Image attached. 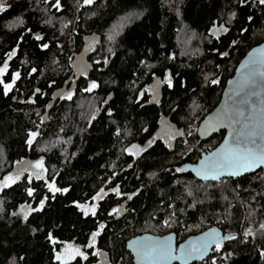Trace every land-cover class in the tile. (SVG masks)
Instances as JSON below:
<instances>
[{
	"label": "trees",
	"instance_id": "obj_1",
	"mask_svg": "<svg viewBox=\"0 0 264 264\" xmlns=\"http://www.w3.org/2000/svg\"><path fill=\"white\" fill-rule=\"evenodd\" d=\"M4 2L0 67L13 49L15 54L0 80L11 82L12 72L20 75L7 96L0 86V179L36 160L44 172L43 179L29 180L25 171L16 184L0 189V264H60L56 256L66 245L86 256L67 264H99L103 255L107 264H132L125 241L144 231L164 234V220L173 221L169 231L178 240L210 226L235 236L219 252L213 247L209 260L193 264L213 259L264 264V168L217 181L176 171L220 142L223 132L197 143L196 133L186 131L217 104L245 52L264 41V5L258 0H93L90 5L60 0L57 10L56 0ZM72 2L79 4L75 12ZM125 15L131 16L127 24L107 36ZM180 33L198 54L182 55ZM37 35L41 40L34 39ZM93 82L97 86L85 91ZM164 121L180 134L171 140L157 135ZM30 131L37 135L28 145ZM133 144L143 149L134 158L124 151L134 153ZM45 181L68 191L52 193ZM117 186L120 196L110 191ZM27 187L35 190L31 197ZM102 187L108 195L97 202L95 215L85 216L74 202H90ZM45 197L40 210L23 219L20 205L36 208ZM112 208L118 213L109 215ZM246 229L252 235L243 240ZM94 231L99 235L88 247Z\"/></svg>",
	"mask_w": 264,
	"mask_h": 264
},
{
	"label": "snow or ice",
	"instance_id": "obj_2",
	"mask_svg": "<svg viewBox=\"0 0 264 264\" xmlns=\"http://www.w3.org/2000/svg\"><path fill=\"white\" fill-rule=\"evenodd\" d=\"M258 2L260 5H264V0H258ZM45 3H47V0H45ZM92 3L93 0H83V4L85 5H90ZM240 3H247V0H240ZM6 7L7 5L4 0H0V12H4ZM53 7L59 10L60 0H56V4H54ZM234 15L235 13H232L230 15V19ZM248 19L251 20L252 17L249 16ZM17 22L22 23L19 17L17 18ZM220 28L225 33L229 30L223 24L220 25ZM212 34L216 35L214 32ZM34 39L39 41L41 40V37L37 35ZM109 39H111V37H109ZM232 43L234 44L235 41H232ZM40 47L42 49H46L48 48V44L41 43ZM14 54L15 49L12 50L11 54H7L8 59H11ZM220 55H226V53H220ZM8 59H6L3 66L0 67V76H3L8 68ZM141 63H143V61ZM243 66L248 69V72L243 79L236 82V89L233 92V95L237 96L238 104L225 109L219 116L212 117L209 121L210 127H216L218 125H227L230 127L231 136L226 137L224 143L221 144L214 152H210L207 156H203L200 159L198 166L195 168L197 175L205 178H207L208 175H212L213 179H215L219 173L224 171H228L230 175H236L241 170L246 171L258 164H264V96L259 95L255 91L256 88L264 89V71H261V68L264 67V48L260 50L253 49L252 52L248 54L247 63ZM35 71L36 69L33 68L32 72ZM19 75L20 74L17 72H12L11 82H4V80H0V86H2V91L5 96H7L13 88L16 80L19 78ZM257 78H259V80ZM164 81L168 83L169 87H172L167 73L164 75ZM211 83H217L216 79H213ZM96 86L97 85L93 82L90 83L88 88L84 90L91 91ZM37 91H39V89H37ZM252 97H256V99H252ZM67 98H71V93L68 94ZM179 134L180 133H174L167 128L163 130V135L169 140ZM36 135V132L30 131L28 133L26 143L31 145ZM189 135H191V133H189ZM149 143H151V141ZM130 148L136 149V151L134 153L129 149H124V151L133 156V158L138 156L140 152L143 151L142 148H139L135 144L131 145ZM188 151H191V149H188ZM31 167L39 169L40 171L33 173L29 168L21 167L15 172L4 175L3 178L0 179V188H9L11 185L16 184L17 181L20 180L21 174L25 171H28L29 173V180L33 175L37 180L43 179L44 166L42 161H35ZM182 170L183 169L181 168L176 169L177 172ZM115 175L116 173L113 172V176ZM54 179L55 177H53V180ZM105 183H107V181H105ZM45 185L52 193L68 191L67 188H57L53 183L48 181H45ZM25 191L27 192V195L31 197L35 190L32 187H27ZM110 191H112L116 196L122 195L119 191V186L110 189ZM107 195L108 193L102 187L90 197L93 201L90 207L88 206L87 201H85L83 205L76 202L74 203L85 216H88L90 213L95 215L98 207L96 201L103 200ZM132 195H135V193L129 195L128 199H131ZM45 199L46 197L41 199L39 201V206L30 209V211H39L40 206L44 205ZM25 207L26 205L24 204L20 205L21 209ZM169 207H171V205H169ZM113 213H118V209L112 208L109 215H112ZM16 214L17 213H13L12 215ZM28 215L29 212H24L23 219L26 220ZM164 223L169 227L171 226L168 224V221H164ZM99 227L103 228L104 225L100 224ZM260 227L261 229H264V224H261ZM33 231H35V229H33ZM244 234L245 236H250L252 235V232L246 229ZM97 235H99V232L97 231L92 233L89 239L88 247L94 246L95 237ZM48 239H53L51 233L49 234ZM170 239L171 237H166L164 241H153L145 238L131 241L130 244L134 247L135 255L141 264H168L171 260H180L181 264H187V260L189 258L193 256L199 257L209 251L210 245H214L215 251L219 252L221 250L222 242L224 240H234L235 236H220L215 229H211L208 233H204L202 238H199L197 241L189 240L184 244H181L178 250L172 249L171 245L168 243ZM63 251L66 252V256L64 254L56 256V259L60 261V264H67V260L76 256L86 259L85 254L77 246L66 245ZM93 255H95V253H93ZM260 256L261 258H264V251L260 252ZM212 264H216L215 259H213Z\"/></svg>",
	"mask_w": 264,
	"mask_h": 264
},
{
	"label": "water",
	"instance_id": "obj_3",
	"mask_svg": "<svg viewBox=\"0 0 264 264\" xmlns=\"http://www.w3.org/2000/svg\"><path fill=\"white\" fill-rule=\"evenodd\" d=\"M262 48H264V41H262L256 45H253L252 47H250L245 52L243 57L236 64L234 71H233V74L226 79V82H225L223 89L221 91L219 101L212 108V110H210L208 113H206L205 116L199 121L200 124H198L197 130H196L197 143H201L202 141L209 139L212 135H214L216 133L223 132V136H222L220 142L215 147H213L212 149H210L206 152H201L199 158L195 162L183 163L180 166V168L183 169L182 172L190 173L191 175H193L194 178H196L200 181H202V180L203 181H217L219 179L229 178V177L230 178H240V177H243L245 175L255 173L260 168H264V164H258V165L254 166V167H252L246 171L241 170L236 175H230L228 171H224V172L219 173L215 179H213L212 175H208L207 178L200 176V175H197V173L195 171L196 166H198L199 161L203 156H207L208 153L214 152L217 148L220 147L221 144L224 143V140L226 137L231 136V129L227 125H225V126H219L218 125L216 127H210L209 126L210 118L217 117L225 109H228V108L233 107L234 105L238 104L237 96L233 95V92L236 89V82L238 80L243 79L248 72V69L245 68L243 65H245L247 63L248 54L250 52H252L253 49L260 50ZM261 71H264V67L261 68ZM257 79L259 80V78H257ZM255 91L259 95L264 96V89L256 88ZM252 99H256V97H252ZM165 128H167L168 130H170L174 133L177 132V130L174 129L172 124H170L168 122H162L157 127V130H156L157 135L163 134V130ZM29 164H31V163H29ZM211 229H215L220 236L226 235L223 233V231L220 228H217L216 226H210V227H208V228H206V229H204L198 233L188 235L185 238H183L182 240H178L177 236L174 232H168V233H165L162 235H157V234H153L150 232H143V233L129 237L125 241V249L131 255L132 264H141V262L137 259L136 255H135L134 247L130 244L131 241H134L137 239H145V238H147L149 240H153V241H156V240L164 241V239L166 237H171V239L168 241V243L171 245L172 249L178 250L181 244H184L186 241H189V240L197 241L199 238H202L204 233H208L209 230H211ZM226 241H228V240H224L222 243H224ZM213 247H214V245H210L209 251H207L206 253H204L203 255H201L199 257L193 256V257L189 258L187 260V264H193V263L200 262V261L204 260L210 254L211 249ZM107 263H108L107 258L104 255H103V257H100L99 264H107ZM168 264H181V261L180 260H171L168 262Z\"/></svg>",
	"mask_w": 264,
	"mask_h": 264
},
{
	"label": "rangeland",
	"instance_id": "obj_4",
	"mask_svg": "<svg viewBox=\"0 0 264 264\" xmlns=\"http://www.w3.org/2000/svg\"><path fill=\"white\" fill-rule=\"evenodd\" d=\"M170 1H174V0H170ZM78 5L79 4H75V3H73L72 2V8H73V11L75 12V11H77V9H78ZM130 17L131 16H129V15H125V16H123V17H121V18H118L111 26H110V30L108 31V34H107V36H113V35H116V34H118L120 31H121V28L122 27H124L126 24H127V22H128V20L130 19ZM183 30V29H182ZM183 37V38H182ZM109 38V37H108ZM180 38V39H179ZM179 38H178V45H179V47H180V49H181V52H182V55H188V56H192V55H194V54H198L199 52H200V50L199 49H197V48H191V42L189 41V37H184V35H183V33H180L179 34ZM192 39V38H191ZM183 53H185V54H183ZM233 74V73H232ZM209 112V111H208ZM208 112H206V113H208ZM205 113V114H206ZM205 116V115H204ZM203 116V117H204ZM202 117V118H203ZM201 118V119H202ZM200 119V120H201ZM199 120V121H200ZM199 121L196 123V124H191L190 125V127H188V131H186V133H196V130H197V127H198V124H200L199 123ZM165 122V121H164ZM182 135H184L183 133H182ZM159 136H162V137H165L163 134H161V135H159ZM166 139H168L167 137H165ZM57 143V142H56ZM216 146V145H215ZM214 146H209V149L208 150H210V149H212ZM133 150V149H132ZM135 150V149H134ZM135 152V151H134ZM31 164H27L26 163V165H22L21 167H27V168H29L33 173H35L36 171H40L39 169H35V168H32L31 166H32V164H34L35 163V161L34 162H30ZM21 167H19V168H21ZM19 168H17V169H15V171L16 170H18ZM15 171H13V172H15ZM26 172H28V171H26ZM43 172H44V170H43ZM24 173V172H23ZM33 177H35L34 175H33ZM263 188H264V185H263ZM1 189V188H0ZM186 189V193L188 194V196L191 198V200L192 201H194V189L193 188H191V184H187V187L185 188ZM99 201V200H98ZM98 201H96V203L98 202ZM93 203V201L91 200L90 202H87V204H88V206L90 207L91 206V204ZM26 205V207L25 208H23V209H21L20 207L18 208V212L23 216V213L24 212H30V209H32V207H31V204H25ZM83 205V204H82ZM164 221H167V220H164ZM171 226L173 225V221L172 220H170L169 222H168ZM261 224H264V220H263V222L262 223H260V225ZM163 225L167 228V229H165V233H168V232H170L169 231V229H170V227L169 226H167V225H165V223L163 222ZM191 228L192 227H190V231H191ZM145 232V231H144ZM143 233V232H142ZM164 233V234H165ZM232 234V233H231ZM230 234V235H231ZM241 235H242V239L243 240H245V235L244 234H242V232H241ZM240 235V236H241ZM215 247V246H214ZM65 249V247L62 249V251H60V254L59 255H62V254H64L65 256H66V252H64L63 250Z\"/></svg>",
	"mask_w": 264,
	"mask_h": 264
},
{
	"label": "built area",
	"instance_id": "obj_5",
	"mask_svg": "<svg viewBox=\"0 0 264 264\" xmlns=\"http://www.w3.org/2000/svg\"><path fill=\"white\" fill-rule=\"evenodd\" d=\"M209 256H210V254L205 258L206 260H209L208 258H209Z\"/></svg>",
	"mask_w": 264,
	"mask_h": 264
}]
</instances>
